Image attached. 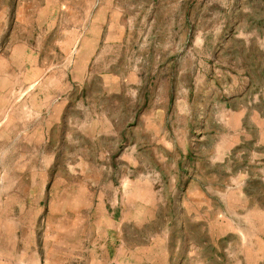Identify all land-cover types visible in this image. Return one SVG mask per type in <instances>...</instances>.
<instances>
[{
    "label": "rangeland",
    "instance_id": "374dc122",
    "mask_svg": "<svg viewBox=\"0 0 264 264\" xmlns=\"http://www.w3.org/2000/svg\"><path fill=\"white\" fill-rule=\"evenodd\" d=\"M80 2L0 0V52L38 32L31 18L43 8L46 54L73 57L91 45L113 56V70H134L138 79L106 96L95 74L89 109L115 117L114 133L81 136L69 120L49 132L43 152L33 153L43 166L32 167V182L0 184V224L15 225L17 249L30 237L39 259L32 264H43L51 227L103 197L120 237L139 243L166 235L177 264H247L241 260L264 227V216L251 211L264 210L255 121L245 119L252 137L224 160L211 147L225 109L264 113V0H95L94 9ZM88 12L96 22L75 21L91 19ZM89 33L98 39L83 40ZM110 34L117 39L104 38ZM80 105L71 103L72 119L87 113ZM156 111L163 129L157 120L141 126L137 117Z\"/></svg>",
    "mask_w": 264,
    "mask_h": 264
},
{
    "label": "crops",
    "instance_id": "0c3cea01",
    "mask_svg": "<svg viewBox=\"0 0 264 264\" xmlns=\"http://www.w3.org/2000/svg\"><path fill=\"white\" fill-rule=\"evenodd\" d=\"M79 6L94 9L95 0H81ZM40 12L41 15L31 18V23L39 26L38 32L25 39H14L6 51L0 52V184L31 183L32 167L43 166L42 158L33 153L41 154L49 132L56 134L67 120L72 133L81 136L98 138L114 133L115 117L101 109L95 108L93 112L89 109V91L95 74L101 75V92L106 96L125 93L138 79L134 70H113V56L105 51L97 53L91 45L73 57L46 54L43 51V8ZM87 14L91 19L79 17L75 21L96 22L94 12ZM89 34L82 39H98L96 33ZM116 36L110 34L104 38ZM101 62H107V69L97 71L96 63ZM71 103L88 109L84 118L69 116ZM162 112H145L137 118L141 126L144 120H157L163 129ZM247 117H251L258 128L257 145L262 147L259 158L264 160V113L251 111L244 105L220 113V128L216 130L215 143L211 147L216 161L224 160L232 150L252 137L245 128ZM36 161L39 164L36 165ZM1 194H6L3 188H0ZM76 195L79 196L71 194L72 198ZM101 199L99 206L84 208L82 216L73 214L80 209L72 210L71 217L51 227L52 234L43 237V264H177L166 235L158 236L152 242L139 243L120 237L119 225L113 224V214L104 207L105 198ZM251 211L264 216V210L259 207ZM23 239V248L17 249L21 236L15 225L0 224V264H32L33 256L38 262L31 238L24 236ZM255 243L249 244L245 252L247 257L241 262L264 264V227Z\"/></svg>",
    "mask_w": 264,
    "mask_h": 264
}]
</instances>
